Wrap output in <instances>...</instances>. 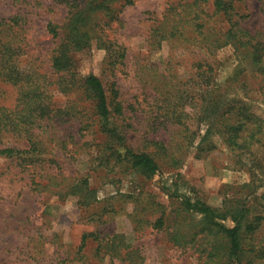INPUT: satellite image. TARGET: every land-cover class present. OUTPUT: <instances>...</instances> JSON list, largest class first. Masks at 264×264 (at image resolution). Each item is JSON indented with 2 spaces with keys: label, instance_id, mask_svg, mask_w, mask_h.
I'll use <instances>...</instances> for the list:
<instances>
[{
  "label": "rangeland",
  "instance_id": "1",
  "mask_svg": "<svg viewBox=\"0 0 264 264\" xmlns=\"http://www.w3.org/2000/svg\"><path fill=\"white\" fill-rule=\"evenodd\" d=\"M185 2L193 0H134L131 6L114 0L111 14L85 12L89 24L100 26L90 31L86 46L73 52L78 79L94 74L105 89L112 85L117 89L124 110L118 125L126 145L133 152L151 154L160 166L159 173L148 179L127 161L118 163L109 156L107 148L113 142L97 133L89 101L81 94L77 98L65 95L57 87L60 74L54 73L50 61L68 35L72 16L67 9L53 0H0V21L9 25L0 37L1 46L10 43L18 64L12 74L30 76L44 86L54 107L65 108L81 98L73 106V114L83 112L65 127L74 137L66 138L65 151L51 142L59 139L57 134L65 135L59 130H30L2 137V147L26 150L31 140L40 149L21 155L29 156L26 166L0 157V264H109L108 255L99 257V246L117 236L123 238L127 251L135 253L119 264L133 259L138 264H198L199 254L191 240L202 228L200 216L183 212L182 202L210 207L219 216L216 221L228 227L234 226L231 211L245 208L250 218L264 216V150H254L255 165L241 168L221 146L197 159L199 140L194 147L182 148L175 139L166 160L152 144L167 146L177 130L165 122L163 108L155 117L152 86L159 79L171 85L179 82L182 90L195 92L190 78L204 62L212 65L216 94L236 96L252 113V125H264V73L250 64L244 52L223 46L209 55L193 45L164 41L158 47L152 43L153 19H161L169 4ZM233 6L245 28L264 29V0H235ZM198 7L196 11L205 15L213 12L211 0L198 3ZM212 20L218 28L220 21ZM50 25L57 28L55 38L48 30ZM101 37L121 47L124 57H110L101 47ZM5 63L3 58L1 65ZM0 90L1 104L14 108L17 86L2 80ZM198 91L205 93L207 100L213 97L207 90ZM204 129L202 125L200 134ZM171 156L180 160L177 167L170 165ZM176 214L179 223L174 220ZM160 217L165 225L153 227ZM255 236L264 240V221ZM83 238L85 246L79 252ZM244 244L248 248V242ZM241 263L246 264L245 258Z\"/></svg>",
  "mask_w": 264,
  "mask_h": 264
},
{
  "label": "trees",
  "instance_id": "2",
  "mask_svg": "<svg viewBox=\"0 0 264 264\" xmlns=\"http://www.w3.org/2000/svg\"><path fill=\"white\" fill-rule=\"evenodd\" d=\"M53 1L67 9L72 16L68 25L67 38L60 41L50 61L54 73L60 74V80L57 83L59 91L76 98L81 94L85 101H89L92 115L97 121V133L105 140L113 142L107 148L110 157H115L118 163L127 161L132 169L138 170L145 178L154 177L160 170L156 158L149 153L133 152L125 143L121 126L118 125L120 119L124 117V110L118 101V92L114 85L110 87L111 90H107L94 74L85 75L80 79L76 76L74 49L82 45L86 46L90 39V31L100 26L89 24V21L85 20L87 19L85 12L105 11L111 14V3L114 0ZM120 1L123 6H131L134 3V0ZM207 1L193 0L192 3L185 2L182 5L169 4L161 19H153L150 30L152 43L160 47L164 41H174L177 45L196 46L209 55H214L217 48L232 46L248 55L250 64L257 66L264 73V29L254 31L241 25V19L234 12L235 0H211L213 7L211 15L196 11L199 9L198 3L202 5ZM213 17L221 23L218 28L213 26L216 23L212 20ZM10 22L16 24V21ZM6 27L9 25L0 21V37ZM48 30L54 38L57 37L56 27L50 25ZM101 41L103 43L101 47L110 57L119 58V60L124 57L122 48L114 42L103 37ZM14 52L10 43L0 47V81L13 83L18 89L17 104L14 108L4 107L0 102V157L16 159L20 161L21 166H26L28 161L25 163V159L29 156L23 158L21 155L39 152L37 143L29 140L28 149L18 150L2 147V137L22 131L28 134L30 130L46 132L50 128L52 132H54L53 129L65 132L66 136L57 134L58 140L50 139L58 148L65 151L67 150L66 138L69 140L74 138L67 131L68 129L66 134L65 127L71 125V119L75 120L77 115L83 113L73 114L75 110L73 106L82 99H75L65 108L54 107L44 86L33 81L30 76L23 78L12 74L13 70L18 69ZM3 58L6 66L1 65ZM190 79L196 88L195 92L182 90L179 82L171 85L170 82L159 79L152 86L154 102L159 104H156L155 117H158L163 108L165 122L171 123L177 129L172 133L171 141L167 146L160 142H152L161 152L162 158L168 159L166 153L175 139L178 141L177 146L182 148L194 147L195 142L199 140L195 145L197 159L203 157L204 153L212 152L221 146L237 166L244 168L255 165L254 150H264V125H252L254 118L249 120L252 113L248 112L246 104L239 102L236 96L227 98V95L216 94L215 90L218 89L212 76V65L200 63L196 73ZM198 90L209 91L213 94V97H210L212 99L207 100L205 93ZM1 95L2 90H0V97ZM151 113L154 112L151 111ZM202 125L205 129L204 133L200 134ZM170 161H172L170 164L172 167H177L180 163V160L173 156ZM83 187L87 189L86 182L83 183ZM182 208L185 213L193 212L200 216L199 222L202 228L191 240L196 253L199 254L198 264H242L243 258L246 264H264V240H259L255 236L264 221V216L257 215L250 218L249 211L245 208L231 211L230 219L234 226L228 227L222 222H217L219 216L214 210L200 202L191 203L185 200L182 202ZM175 219L176 223H179L177 214ZM224 220V218L221 219V221ZM164 223L163 217H160L153 227L161 229ZM176 223L174 221L175 225ZM198 235L202 237L197 240ZM85 239H82L79 252L85 246ZM175 241L178 242V239L175 238ZM246 241L248 248L244 244ZM128 249L123 238L117 236L109 240L105 246H99L98 253L101 258L108 255L109 264H119L120 261L123 262L135 255L133 251H127ZM129 264H138V260H129Z\"/></svg>",
  "mask_w": 264,
  "mask_h": 264
}]
</instances>
